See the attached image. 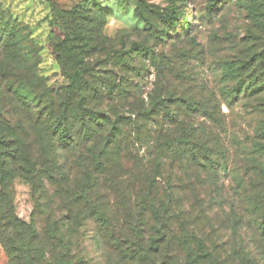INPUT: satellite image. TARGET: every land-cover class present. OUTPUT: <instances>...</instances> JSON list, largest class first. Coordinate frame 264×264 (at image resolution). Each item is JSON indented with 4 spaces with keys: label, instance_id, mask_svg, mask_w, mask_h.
I'll return each instance as SVG.
<instances>
[{
    "label": "trees",
    "instance_id": "1",
    "mask_svg": "<svg viewBox=\"0 0 264 264\" xmlns=\"http://www.w3.org/2000/svg\"><path fill=\"white\" fill-rule=\"evenodd\" d=\"M89 7L88 18H79V15H85L79 10L62 11L52 6V33L56 38L52 53L67 78L63 85H50L47 78L26 65L29 59L19 49L22 42L16 30L4 29L0 35V52L21 64L0 66V243L11 264H84V259L77 254L80 236L78 230H74L75 224L80 227L91 225V238L98 245L105 246L104 241L114 245L119 264H155L149 253L160 255V242L152 238L148 246L142 243L149 227L147 215L167 221L175 219L172 215L166 218L168 207L164 202L159 205L157 195L161 186L157 185L153 174L161 175L163 166L168 163L189 175L187 188L191 191H204L205 179L210 174L217 195L222 194L218 187L219 171L227 170L228 158L222 150H219L220 159L217 152H211L189 122V119H195L197 112L215 121L211 105L179 98L176 91L169 92L166 97L149 98L152 99L149 103L140 97L143 91L140 84L148 76L150 63L156 66L158 77L170 85L174 84L171 77L179 76L172 68L168 71L167 63L173 60L164 49L171 43V46L179 47L182 39L189 37L191 24L188 18L180 24L181 14L175 5L160 9L137 0L136 13L148 31L142 33L146 36L144 40L127 43L125 37L117 40L105 36L110 11L94 2ZM173 32L174 36H171ZM153 39L154 45L150 43ZM160 46L162 50L158 54ZM262 67L264 69V60ZM251 68L247 62H226L225 68L223 65V80L232 83L223 86L228 102L243 101L245 104L250 98L262 101L264 71L255 67L251 72ZM176 87L179 89L182 85ZM3 102H8L7 109ZM117 107L120 110H116ZM11 113L17 116L18 123L7 116ZM133 115L148 123L162 115L167 123L161 131L165 130L166 135L156 137L157 131L153 133L152 143L158 142L155 146L159 152L153 167L144 168L138 174L123 156L125 145L121 141L122 124ZM160 122L158 119L157 123ZM30 125L36 129V137L41 142L42 160L30 155V142L24 137ZM258 134L263 142L255 150L264 155V128ZM254 145L258 146L257 143ZM47 150L52 157L48 160ZM77 151L81 153L76 161L80 173L75 176L73 185L82 187L81 190L86 186V192H76L78 194L66 199L65 191H71L72 182L67 175L70 164L65 154ZM54 152L63 154L65 162L62 165L53 158ZM258 175L255 171L247 180H236L235 195L242 202L234 201L231 208L235 218L238 216L234 226L244 221L240 209L236 208L251 214L253 225L259 229L260 246L264 249V184H259ZM17 180L28 184L35 193L39 185L47 191L41 213L43 210L53 213L47 208L58 204L67 208L69 214L48 221L46 230L38 228L41 219L36 217L25 222L17 215L14 202ZM121 182L130 184L122 187L127 191L130 204L133 195L140 190H144L146 196H152L149 205L145 202L133 205L135 216L129 230L132 238L140 239V242L129 247L130 253H126L128 246L120 239L124 230L115 225L121 217L117 208H126L118 197L117 188H121ZM138 182V189H133ZM93 191L97 192L90 196ZM102 193L105 204L99 205L97 197ZM218 201L222 206L226 205L225 200ZM82 202L83 206L76 205ZM123 214L127 218L126 210ZM180 226L183 238L178 241L186 251L185 264H222L197 237L193 238V247L190 242L193 236L183 224ZM259 252L260 257L246 252L239 264H264V250ZM233 256L240 257L238 252Z\"/></svg>",
    "mask_w": 264,
    "mask_h": 264
},
{
    "label": "rangeland",
    "instance_id": "2",
    "mask_svg": "<svg viewBox=\"0 0 264 264\" xmlns=\"http://www.w3.org/2000/svg\"><path fill=\"white\" fill-rule=\"evenodd\" d=\"M143 1L160 9H167L175 5L181 14L180 24L188 18L191 30L188 31L189 37L182 39L179 47L175 44L173 47L171 43L164 49L165 54L173 60L167 63L170 68L168 71L171 72L172 68L173 72L179 74L177 78L171 77L174 84L170 85L168 82L162 81L158 77L156 66L154 63H150V68L147 70L148 76L140 84L143 89L140 97L149 103L152 101L149 98L166 97L169 92L176 91L179 98L211 105L210 110L213 112L215 121L209 120L204 117V114L197 112L194 114L195 119H189L190 126L194 128L193 131L200 138H203L202 140L206 142L211 152L219 154L217 156L219 159L221 157L219 150H222L226 154L228 162H226L227 170L219 171L218 187L221 195H217L216 185L210 174L205 179L207 180L205 190L193 192L187 188L188 182H190L189 175L182 172L177 166L171 167L168 163L163 166L161 175L154 172L157 185L161 186L159 196L157 195L159 205L164 202L168 207L166 218L172 215L171 218L175 219L167 221L159 217L154 219L147 215L149 227L144 232L145 237L142 244L148 246L152 238H157L160 242V255L149 253L155 264H185L186 251L178 241L183 238L180 226L183 224L189 234L193 236L190 238L191 244L193 245L194 237L202 240L207 249L214 253L216 259L220 260L222 264H239L240 258L245 256L246 252L252 254L253 257H260L259 250L264 249L263 246H260L258 226L252 223L254 218L248 211L244 212V209L236 208L238 211L240 209L239 214L243 216L244 221L241 223L239 221L237 226H234L238 216L235 218L231 206L234 201H240L238 195H235L237 179L247 180L251 175L254 176L255 171H258L259 184H264V155L260 151H256L261 146L259 143L263 142L258 133H261V129L264 128V94L261 96V102L251 98L245 104L243 101L228 102L226 100L228 95L223 86L229 81L223 80L222 71L226 62H247L252 65L251 72L255 67H260L259 69L264 71L262 69L264 0ZM91 2L111 12L107 19L105 36L117 40L125 37L127 43L136 39H145L146 36H143L142 33H146L148 28L136 13L137 0H0V35L4 29L16 30L22 42L19 49L25 52L29 59L27 62L29 64L26 63V65L47 78L50 85H63L67 82V78L52 53L56 41L52 33V6L54 5L62 11L79 10L81 14H85L79 15V18L83 16L88 18L86 13L90 10ZM139 34L140 38H138ZM173 34L174 32L171 36H174ZM150 43L154 45V39ZM161 50L160 46L157 53L161 54ZM8 64L19 66L20 63L7 58L0 52V66L4 68ZM179 84L182 85V88L178 89L176 86ZM231 84L228 85L231 86ZM2 105L7 109L8 102H3ZM116 110H120V108L117 107ZM7 116L18 123V118L14 113ZM158 119H160V123H157ZM164 124L167 123L164 122L162 115L151 120L150 123L133 115L122 124L123 139H125H121L125 145L123 156L130 161L137 174L144 168L153 167L159 154L158 148L155 146L158 142L152 143L153 133L157 131L156 137L166 135L164 134L165 130L161 132ZM164 127L167 128V126ZM36 134V129L30 125L24 137L30 142V155L35 159L42 160L41 142L38 141ZM256 143L258 146L255 147ZM57 154L54 152L52 156L62 165V162H65L64 156L62 153ZM80 155L81 153L78 151L65 154L66 160L68 159L70 164L66 169L67 175L72 182L71 191H65L66 199L71 198L73 194L86 192V186H83L84 188L81 190L82 187L76 188L73 185L75 176L80 173L79 167L76 166ZM49 158L52 157L47 150V160ZM74 167L75 169H73ZM70 168L72 169L69 172ZM121 183L122 185L119 186L121 188H117L118 197L126 208H117V213L120 212L121 217L119 223L115 222V225L116 227L121 226V231L124 230L120 239L125 246H128L126 253H130L129 247L132 244L136 246L140 242V239L132 238V233L129 230V225H132L135 216L133 205L137 206L143 202L149 205L152 196H146L145 191L140 190L137 195H133L132 204H130L127 191L122 188L128 187L130 184ZM139 185V182L136 183L133 189H138ZM14 189L17 215L27 223L33 221L34 217L37 220L41 219L38 222L40 230H46L48 221L55 217H64L69 214L67 208L58 204L49 205L47 208L53 213L46 210L41 213L40 207L47 199V191L40 185L38 192L35 193V190H32L28 184L17 180ZM96 192L93 191L90 196H94ZM103 196L102 193L97 197L99 205L105 204ZM218 199L225 200L226 205L219 204ZM83 204L84 202L76 205L83 206ZM125 210L127 218H124ZM162 213L164 214V210ZM43 219L47 220L42 222ZM123 224H128V226ZM77 225H74V230H78V237L80 236L77 254L78 257L84 259V264H119L118 253L114 249V245L112 246L106 241H104L105 246L98 245L91 238L93 232L91 225L83 227ZM112 248L113 251H111ZM77 250L75 249V251ZM236 252L240 257L233 256ZM123 254L125 255L124 252ZM0 264H11L1 243ZM121 264L126 263L121 262Z\"/></svg>",
    "mask_w": 264,
    "mask_h": 264
}]
</instances>
